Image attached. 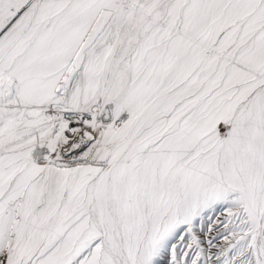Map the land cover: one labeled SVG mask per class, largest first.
<instances>
[{
  "label": "snow or ice",
  "instance_id": "snow-or-ice-1",
  "mask_svg": "<svg viewBox=\"0 0 264 264\" xmlns=\"http://www.w3.org/2000/svg\"><path fill=\"white\" fill-rule=\"evenodd\" d=\"M0 264H264V0H0Z\"/></svg>",
  "mask_w": 264,
  "mask_h": 264
}]
</instances>
